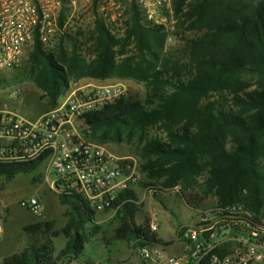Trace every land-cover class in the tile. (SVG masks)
Returning <instances> with one entry per match:
<instances>
[{
	"label": "trees",
	"instance_id": "1",
	"mask_svg": "<svg viewBox=\"0 0 264 264\" xmlns=\"http://www.w3.org/2000/svg\"><path fill=\"white\" fill-rule=\"evenodd\" d=\"M172 4L173 33L182 41L180 47L168 46L170 34L164 27L145 21L137 1L127 0L124 34L118 36L105 21L96 20L86 42L89 58L69 33L62 40H69L70 49L61 46L59 54L47 50L37 35L30 53L39 66L35 82L53 108L71 80L121 76L145 82L144 100L125 96L85 115L83 125L100 143L138 135L143 142L148 128L159 126L165 136L143 146L145 176L159 180L161 187L180 184L197 189L202 198L213 194L218 203H243L258 213L264 206V0ZM71 12L62 11L61 28ZM42 162L0 161V177L10 181L33 173ZM132 194L123 192L118 201ZM59 195L67 206L66 225L57 231L50 221L30 222L24 227L27 247L0 264H72L83 259V244L98 232L96 212L81 196ZM139 212L141 205L135 202L119 209L114 238L135 248L163 242L158 232L150 231L149 216L136 222ZM89 224H94L90 233ZM60 235L68 241L58 249Z\"/></svg>",
	"mask_w": 264,
	"mask_h": 264
},
{
	"label": "built area",
	"instance_id": "2",
	"mask_svg": "<svg viewBox=\"0 0 264 264\" xmlns=\"http://www.w3.org/2000/svg\"><path fill=\"white\" fill-rule=\"evenodd\" d=\"M80 1L0 0V73L19 66L35 37L39 35L45 42L56 31L61 12L75 11ZM136 1L150 24H165L157 17L159 8L173 11V0ZM109 3L112 10L121 7V0ZM110 17L118 18L116 13ZM18 94L13 92L11 97L15 99ZM125 96L127 88L121 82L81 85L35 120L0 107V161L43 160L54 175L52 185L57 191L81 196L96 214L114 216L127 202L143 203L145 196L142 198L138 189L144 172L139 163L132 156L118 155L87 140L80 131L85 115L114 105ZM180 187L159 189L180 192ZM143 190L146 193L149 188ZM126 191L132 196L118 201ZM20 204L35 216H43L40 197L32 196ZM190 207L197 218L177 228L171 246L151 241L136 248L130 245L126 258L97 262L83 259L72 264H264V206L258 213L243 203ZM2 209L0 204V213ZM148 226L151 232L159 233L157 216L149 218Z\"/></svg>",
	"mask_w": 264,
	"mask_h": 264
},
{
	"label": "rangeland",
	"instance_id": "3",
	"mask_svg": "<svg viewBox=\"0 0 264 264\" xmlns=\"http://www.w3.org/2000/svg\"><path fill=\"white\" fill-rule=\"evenodd\" d=\"M126 1L121 0V7L112 10L110 8L112 4L109 3V0H81L76 10L71 12V15H68L62 28L59 25V17L56 31L50 34L45 42L43 41L46 49L56 54H59L61 46L69 50V40H62V35L66 32L76 38L81 44V53L84 57L89 58L90 50L86 42L95 28L96 20L100 19L105 21L114 34L118 36L124 34L126 28L125 21L127 20L125 14ZM111 13H116L118 18L112 20L110 17ZM157 17L165 23L162 26L170 34L168 46L180 47L183 43L173 33L177 27L173 11L161 7L157 10ZM144 20L146 21V19ZM171 26H174L173 29L169 28ZM32 49L33 43L29 44L27 54L19 66L0 73V107H6L8 110L29 120H35L53 108L49 98L44 95V92L35 82L34 74L39 70V66L31 61L30 53ZM89 78L83 77L79 80H71L70 87L62 98L72 92L76 87L88 84ZM106 82L123 83L127 88V97L132 99L144 100L148 94L147 84L133 77L114 76L111 79L99 80V83ZM13 92L19 93L15 99L11 97ZM80 131L87 140L100 143L95 138L94 131L85 127L83 124H81ZM164 136L165 133L159 126H153L149 127L146 131L143 142L140 141L138 135L132 138L125 136L121 142H106L100 144L106 146L118 155L132 156L141 166L144 162L142 156L144 144L152 138ZM53 181L54 175L50 172L46 162H42L33 173L19 174L10 181L0 177V204L3 207L0 213V226L3 229V232H0L1 250L8 245L9 247L16 245L21 247L28 244V237L24 232L25 222L30 223L39 220L50 221L54 230L57 231H60L66 225L68 220L66 215L67 206L61 202L56 186L52 185ZM146 187L149 190L145 193L143 189H146ZM151 187L154 188L150 189ZM156 187L157 189H155ZM159 188V180L149 178L146 174L140 189H138L141 197L144 198L145 196V201L140 204L141 212L138 213L136 222L140 224L145 221L147 216H157L160 225L159 233L166 240H174L179 223H192L197 218L196 211L190 206H208L217 202L213 194L202 198L197 189H185L181 186L180 192H177L161 190ZM32 196H38L42 200L44 207L42 217L35 216L29 209L22 207L20 204L21 201L29 200ZM21 207L25 211L21 210ZM18 217L22 218L21 222L16 221ZM119 223L120 218L118 215L111 216L110 214L97 213L94 224L99 225L98 232L83 244V259L97 262L102 260H116L129 256L131 243L124 239L114 238ZM94 224L87 225L86 231L88 233L91 232ZM9 233L14 237L7 244H4V238ZM67 241L68 238L65 235H60L56 240L58 249L63 248Z\"/></svg>",
	"mask_w": 264,
	"mask_h": 264
},
{
	"label": "crops",
	"instance_id": "4",
	"mask_svg": "<svg viewBox=\"0 0 264 264\" xmlns=\"http://www.w3.org/2000/svg\"><path fill=\"white\" fill-rule=\"evenodd\" d=\"M99 80H101V81H103L102 79H95V78H89V81H88V84H93V83H99ZM104 80H106V79H104ZM44 114V113H43ZM144 177H145V173H144ZM146 189H148V187H146ZM156 195V194H155ZM21 210H23V211H25L24 209H22V207H21ZM21 217H18V219L16 220V221H19V222H21ZM24 219H25V216H24ZM26 221V220H25ZM27 224H29V222H25V225H24V227L27 225ZM180 225H182L181 223H179ZM185 224V223H184ZM187 224V223H186ZM178 228V227H177ZM177 230V229H176ZM3 232V229H2V227L0 226V232ZM176 233V232H175ZM1 234V233H0ZM177 235V234H176ZM176 235H175V238H174V240L173 239H170V240H166V239H164L161 235H160V233H159V236H160V238L162 239V241L164 242V243H166V244H168V245H172V243L176 240ZM12 237H14L11 233H9V235H6V237L4 238V239H2V240H4V244H7L8 243V241L12 238ZM25 247H27V245L25 246H21V247H18V245H16V246H12V247H9V245L8 246H5L4 248H3V250H1L0 249V260H2V259H5V258H7V257H9V256H11L12 254H15V253H20V252H22L23 251V249L25 248ZM130 256V255H129ZM129 256H127V257H129ZM123 258H126V257H123ZM83 260V259H82Z\"/></svg>",
	"mask_w": 264,
	"mask_h": 264
}]
</instances>
